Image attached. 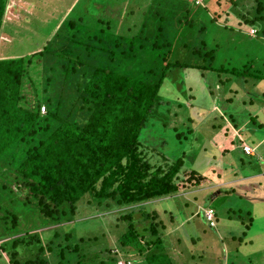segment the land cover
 <instances>
[{
	"label": "trees",
	"instance_id": "1",
	"mask_svg": "<svg viewBox=\"0 0 264 264\" xmlns=\"http://www.w3.org/2000/svg\"><path fill=\"white\" fill-rule=\"evenodd\" d=\"M220 1L87 0L86 9L70 2L41 44L18 54L0 51V258L6 264H117L112 248L93 251L95 237L76 236L66 226L84 207L119 212L117 220L126 223L119 246L130 257L141 255V264H178L160 235L165 223L145 203L208 178L196 168L181 173L180 157L150 162L139 136L160 108L171 111L168 104L198 110L194 95L179 93L172 102L160 94L165 80L184 91L185 69L264 80V57L240 66L232 57L218 60L212 32L220 30L216 23L226 28L230 15L240 25L260 23L264 32V0ZM34 2L0 0V49L11 42L6 25ZM176 116L170 120L178 122Z\"/></svg>",
	"mask_w": 264,
	"mask_h": 264
},
{
	"label": "rangeland",
	"instance_id": "2",
	"mask_svg": "<svg viewBox=\"0 0 264 264\" xmlns=\"http://www.w3.org/2000/svg\"><path fill=\"white\" fill-rule=\"evenodd\" d=\"M21 1L29 4L31 0ZM34 1L30 9L23 8L16 15L18 19H11L9 25L13 26L6 25V34L12 38L1 47L2 53L18 54L41 44L63 16L62 6L67 9L66 4L72 2L73 6L78 3V9H86L87 4V0ZM225 1L221 0L220 5ZM112 14L116 12L109 15ZM27 16L29 20L25 23L23 18ZM236 19L237 16L230 15L226 28L216 23L220 30H212L217 37L215 42L220 44L218 60L232 57L233 65L240 66L250 58L264 57L261 24L240 25ZM181 78L184 83L180 87H184V91L180 92L172 80H165L160 94L172 102L179 93L181 99L194 95L198 110L190 111L187 103L180 109L174 107V103L168 104L167 108L171 109L168 113L164 107L160 108L163 116L154 113L140 132L141 148L152 163L161 162L163 156L169 162L180 157L183 159L181 173L196 168L208 180L202 185L180 186L174 196L146 202L147 210L156 213L157 221L165 223L160 235L167 252L178 264H264V80L246 81L241 76L217 72H207L203 76L196 69L183 70ZM173 112L177 113L178 122L170 120ZM175 125L179 128L175 129ZM177 132H183L181 139L176 137ZM237 134L255 148L256 156L249 157L238 151V158H233L232 162L228 155L220 154L221 141L238 137ZM212 154L216 155L215 159ZM234 178L241 182L229 185L235 183ZM206 207L215 211L213 227L203 216ZM118 215L115 210L107 212L84 207L66 226L76 236L95 237L93 251L107 253L104 249L110 247V254L118 260V253L113 252L116 247L119 255L129 260L126 264H141L144 261L141 255L133 252L130 257L119 246L118 237L126 223L119 222ZM143 224L137 222L140 228ZM124 261L117 264H124ZM0 264H6L3 257Z\"/></svg>",
	"mask_w": 264,
	"mask_h": 264
},
{
	"label": "crops",
	"instance_id": "3",
	"mask_svg": "<svg viewBox=\"0 0 264 264\" xmlns=\"http://www.w3.org/2000/svg\"><path fill=\"white\" fill-rule=\"evenodd\" d=\"M239 136V138L241 137V139L239 140H235L234 137H232V139L230 140H224V141H221L222 142V146L220 148V154H222V156H225V155H228L229 159H232V162H234L233 158H238V151H242L246 156H249V157H253V156H256V151H255V148L252 147L253 149V153L254 154H246L243 149H242V143L244 144H247V145H250L248 142H245V140L242 138L241 134H237ZM243 140V142H241ZM227 142V144H226ZM212 157H215L216 156H213L212 154ZM244 178V177H243ZM235 180V183L233 184V182H231L229 185H236L238 184L239 182H241L239 179L237 178H234Z\"/></svg>",
	"mask_w": 264,
	"mask_h": 264
},
{
	"label": "built area",
	"instance_id": "4",
	"mask_svg": "<svg viewBox=\"0 0 264 264\" xmlns=\"http://www.w3.org/2000/svg\"><path fill=\"white\" fill-rule=\"evenodd\" d=\"M242 148H243V150H244V152L246 154H251V155L253 154V149H252V147L250 145L243 144ZM203 213H204V217H205L206 221L209 223V225L210 226H215L216 221H215V211H214V209L212 207H206V208H204ZM113 252L114 253H118V256L120 257V259L117 260V263H120V262H122V260L123 261L125 260L122 256L119 255V250L117 248L114 247L113 248ZM125 261H124V264L129 262V260L128 261L125 260Z\"/></svg>",
	"mask_w": 264,
	"mask_h": 264
},
{
	"label": "clouds",
	"instance_id": "5",
	"mask_svg": "<svg viewBox=\"0 0 264 264\" xmlns=\"http://www.w3.org/2000/svg\"><path fill=\"white\" fill-rule=\"evenodd\" d=\"M203 216H204V213H203ZM216 220V219H215ZM116 248V247H115Z\"/></svg>",
	"mask_w": 264,
	"mask_h": 264
}]
</instances>
